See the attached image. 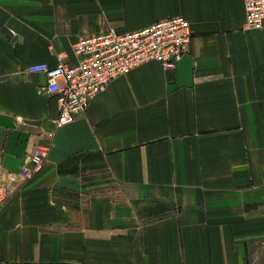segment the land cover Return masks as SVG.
Returning a JSON list of instances; mask_svg holds the SVG:
<instances>
[{
	"label": "crops",
	"instance_id": "0c3cea01",
	"mask_svg": "<svg viewBox=\"0 0 264 264\" xmlns=\"http://www.w3.org/2000/svg\"><path fill=\"white\" fill-rule=\"evenodd\" d=\"M173 17L191 32L175 68L145 64L55 128L29 65ZM243 22L242 0H0V184L49 148L9 185L0 264H264V29Z\"/></svg>",
	"mask_w": 264,
	"mask_h": 264
},
{
	"label": "built area",
	"instance_id": "2783aa9c",
	"mask_svg": "<svg viewBox=\"0 0 264 264\" xmlns=\"http://www.w3.org/2000/svg\"><path fill=\"white\" fill-rule=\"evenodd\" d=\"M242 2L245 11L242 30L264 29V0ZM190 38V25L182 17L164 19L142 30L122 34L108 29L75 42L72 46L77 59L75 66L59 60L53 67L45 63L31 64L26 72L44 76V90L54 96L58 104L59 114L54 126L59 129L83 116L89 102L113 80L148 63L173 69L186 54ZM50 136L52 138L53 134ZM48 152V147L35 148L25 158L18 176H8L0 184V210L7 200L9 185L16 177L27 181L33 179L42 170Z\"/></svg>",
	"mask_w": 264,
	"mask_h": 264
},
{
	"label": "rangeland",
	"instance_id": "374dc122",
	"mask_svg": "<svg viewBox=\"0 0 264 264\" xmlns=\"http://www.w3.org/2000/svg\"><path fill=\"white\" fill-rule=\"evenodd\" d=\"M243 8H244V6H243ZM244 17H245V11H244ZM243 23H244V22H243ZM242 28H243V26H242ZM183 57H184V56H183ZM183 57H182V58H183ZM181 60H182V59H181ZM181 60H180V61H181ZM180 61H179V62H180ZM179 62H178V63H179ZM174 68H175V67H174ZM9 194H10V193H9ZM8 197H9V196H8ZM8 197H7V199H8Z\"/></svg>",
	"mask_w": 264,
	"mask_h": 264
}]
</instances>
